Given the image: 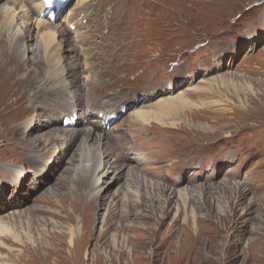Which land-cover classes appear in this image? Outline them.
I'll use <instances>...</instances> for the list:
<instances>
[{
	"label": "rangeland",
	"instance_id": "rangeland-1",
	"mask_svg": "<svg viewBox=\"0 0 264 264\" xmlns=\"http://www.w3.org/2000/svg\"><path fill=\"white\" fill-rule=\"evenodd\" d=\"M84 1L76 0L71 12L62 16L57 24L48 22L61 25L68 32V47L73 50L70 57H75L74 65H78L75 75L79 74L80 83H85L83 77L87 75L92 80L86 84L89 88L107 81L112 74L122 79L118 88L101 99L89 101L85 96L82 110L77 112L82 128L90 126L83 121L89 110L94 113L91 120L97 121L99 128L102 126L99 111L105 103L117 109L115 114L124 108L122 105L130 109L110 131L101 128L97 133L104 136L102 152L105 156H111L113 162L128 158L127 163L123 162L126 176L122 181L116 184L114 175L108 179L110 186L114 185L110 191L131 188L145 196L159 193L158 188L151 186L150 181H153L177 190L189 188L191 192L179 204L182 211L180 224L176 223L174 229L176 238L169 241L168 244H172L169 250L167 245L160 251L158 264H176L181 260L182 264H242L246 260L248 264H264V0ZM210 1L217 12L206 8L205 3ZM24 5L35 19L44 20L41 2L24 0ZM5 6L7 9L2 8ZM14 7L16 0L0 3L3 9H0V51L12 43L15 24L11 10ZM80 10H85L86 24ZM71 26H77L74 32ZM31 34L36 38L37 29ZM28 40L29 44L35 43L31 37ZM47 48L36 55L30 53L29 62L6 50L0 64L14 63L12 68L21 75L36 76V57L42 59L40 75L34 76L37 83L30 89L27 87L24 126L19 125L21 122L7 121L1 116L3 108H0V220L6 219L9 231L19 234L22 240L17 245L7 235L0 238L6 246L0 245V264H77L78 255L82 264H93L104 252L107 264H110V254L115 264H119L120 253L113 252L111 242L101 244L102 249L98 245L99 227L106 210L98 211L99 222L93 225V237L83 249L78 246L77 254L69 243L72 238L77 243L80 222L77 219L66 221L47 212L58 210L61 201L68 208L72 203L81 202L90 187L86 182L79 184L74 178L76 172H80L77 171L79 153L85 135L73 136L75 128L63 126L58 110L54 112L56 115L47 112L41 120L46 125L42 132L31 134L26 140L21 135L28 131L27 119L35 113L29 100L35 104L33 98L41 84L38 82L46 71L52 74L53 70L61 69L57 67L58 55L65 53L61 55L54 47H51L53 50L48 48L52 51ZM222 76L225 79L211 80ZM169 84L175 85L176 90H170ZM47 87L52 88L48 83ZM72 91L76 88H71L70 93L55 95L56 104L53 97L39 96L58 107L65 103L59 99L67 98ZM154 91V97L134 105V99L146 93L153 95ZM142 107L155 110L152 116L157 115L161 122L153 120L147 126L141 125V120L135 122L133 113ZM21 129L18 135L16 132ZM39 136L45 138L43 143H31ZM94 140L90 138L91 145ZM97 145L91 146V155L99 151L100 144ZM61 155L65 157L63 163L56 160V156ZM197 163L201 166L199 170L193 169ZM19 168L27 172L18 187L23 176ZM132 168L137 174L128 173ZM14 181L17 183L12 184ZM227 181L247 182L250 186L243 188L247 191L246 205L252 199L257 202L256 207L249 208L256 234L241 242L233 235L235 226L231 223L239 193L232 191L231 186L225 184ZM161 202L156 205H164L165 199ZM145 205H149L148 199ZM246 205L240 206L239 214L246 212ZM173 206L172 216L162 220L165 222L162 236L170 233L177 212V206ZM15 212L22 214L14 219L10 215ZM183 220L189 221L188 230L184 229ZM153 225V231L159 229ZM185 230L191 234L186 247ZM127 234L112 230L108 239L111 241L117 235L122 247L131 248L135 243ZM252 238L257 243L255 255L250 257L246 246ZM22 252L25 254L20 258ZM238 257L240 259L235 260ZM123 259L124 264H128L132 256L126 251ZM139 263L144 261L140 259Z\"/></svg>",
	"mask_w": 264,
	"mask_h": 264
},
{
	"label": "bare ground",
	"instance_id": "bare-ground-1",
	"mask_svg": "<svg viewBox=\"0 0 264 264\" xmlns=\"http://www.w3.org/2000/svg\"><path fill=\"white\" fill-rule=\"evenodd\" d=\"M3 1L4 0H0V3H2ZM205 5H206V8L214 12H217L216 7L211 4V1L206 2ZM2 8L5 9L6 6ZM11 11H12L14 24H15L14 25L15 27H13L14 29L11 27V29H13V32L11 33L12 39H10L12 40L11 41L12 43L10 44L9 48H6L0 51L1 52L0 64L3 61L2 60L3 52L6 50L9 51L10 54L17 56L19 59L25 62L30 61V58L28 57L30 53H32L33 55L34 54L36 55V53L42 52L45 47H48V48L54 47L55 51L57 50L60 51L61 55L65 53V55H62V56L58 55L57 67L61 69L59 71H56L57 73L53 70L52 74H49L51 72L48 73V71L44 70L46 71L45 72L46 74L43 73L45 75L44 78L43 79L41 78V82H38L41 84L38 87V91L35 92V97L33 98V101L35 104L32 103V100H29V103L31 104L30 107L35 111V113L33 114V116L27 119L28 131L27 132L23 131V134H21L24 136L25 140L28 139V137H30L31 134H34V133L38 134L42 132L44 128H46V125H43L41 120L46 116L47 112H50L56 115V113L54 112L58 110V113H59L58 116L62 117L63 119L62 124H63L65 121V118L66 119L75 118V116L78 115L77 112L80 111V109L82 110V101L84 100L85 96L88 98L89 101L93 99H101L107 93H109L113 88H116L119 82H122L121 81L122 79L120 80L118 79L117 75L112 74L110 75L107 81L101 82L97 86L93 85L95 87L92 86L89 88L86 85L87 82L92 81L91 77L88 75L83 77L85 79V83L84 82L80 83L79 82L80 77L78 76L79 74L75 75L76 73L75 70L76 69L78 70V65L77 66L74 65V63L76 62L74 61L75 57H73V59L71 58L72 56L70 57L73 50L71 51L68 47V43L70 42V39H68L66 36V33L68 34V32L66 30H63L61 25L55 26V25H52L48 21L35 19L33 15L30 13V11L25 7L24 0H16V7L12 8ZM11 29H9V31ZM35 29H37L36 38H34V36L31 34L32 31H35ZM29 34H31V36ZM29 37H31V41L35 42L34 44L28 43V41H30L28 40ZM52 50L49 49L48 51H52ZM44 52H47V51H44ZM35 62L37 65L36 76L38 77L40 75V71L42 67V59L36 57ZM13 65L14 63L13 64L7 63L5 66L0 65V102H1L0 108H3L1 116L5 117L7 121L13 120L16 123L21 122L19 123V125L24 126L22 124L26 120L23 121L22 119L25 113L27 114V105H26L27 92L32 87V85L33 87L35 86V84L37 83L36 81L38 80L34 78L35 75L34 76L31 75L32 73L21 75L19 70L12 68ZM49 68L51 69V67ZM67 70H71V73H68ZM221 78H224V76L215 77L211 80H214V79L216 80V79H221ZM47 83L49 84V86H52V88L49 89L47 87ZM27 87H29V89H27ZM71 88L73 89L76 88V91L74 92L72 91L73 93L67 96V98L61 97L63 99H59V100H61L62 102L64 101L65 103H63V105L61 104V106L55 107L54 104L57 103L56 102L57 99L54 98V96L58 95V93H64V92L70 93ZM33 89L34 88H32V92H34ZM42 94L43 95L46 94L49 97H53L54 98L53 102L55 103L50 104L49 101L44 100L41 97ZM89 111L90 113L88 112L89 113L88 117L87 116H85V118L83 117L84 119L83 121H85V124H89L90 126L88 128H82L83 124L81 122H78L77 127H81L82 129L75 128V130H73L74 134L73 133L72 134L73 136L76 135L78 138L82 135H85L86 137L84 140L83 146H82L81 153H79L80 166L77 169V171L80 170V172H76L74 178L79 182V184H82V182H86L88 183V185H90V187L85 193V195L83 196L81 202L76 203L75 205L74 203H72V207L68 208L63 203V201H61L60 207L58 210H54V211L48 210L47 212L49 214L50 213L53 214V217H62L64 218L63 220H66V221H72L73 219H77L80 222V225L78 227L80 233L78 235L77 243L75 240H73V238L69 243L70 246L76 251V254H77L78 246H79V249L81 250L91 240L93 225L94 223H96V221L99 222L98 211L106 210L103 221H101V226L99 227L98 245H101V244L107 245L108 243L111 242V249L113 250V252L120 253V260L117 262L119 264L125 263L123 261L124 260L123 258H124L126 251L132 256V260L129 261L128 264H158L160 262V259H159L160 251H162V249L165 248L167 245H169L168 246V250H169L170 246H172L171 243L168 244L169 241L176 238L174 229L176 227V223L179 222L180 224L179 214L182 211V206L179 204L180 202H183V200H185L189 196V194L191 193L190 189L182 188V189L177 190V189L165 187V186L157 184L156 182L154 183L153 181H150L151 186L158 188L159 193H155V194L150 193V195L145 196V195H142L139 191L131 189V188H125V191L124 190L120 191L119 188L115 191H110L112 190L114 185H112L111 187L110 186L111 183H108V179H110V177L114 175L113 180L114 182L116 181V184L122 181L124 176H126V173L124 172L126 165L123 164V162L127 163L128 158L124 157L122 160L121 159L118 160V162L117 161L113 162L112 161L113 158L111 156L104 155V153L102 152L103 147H105V144H103L104 136L97 134L101 132L100 131L101 128L103 130V127L100 126L98 128L99 125L96 126L95 123L97 121L94 122L91 120L92 118H94L93 117L94 113H92L91 110ZM115 111H117L116 108L108 107V105L105 103V105L102 106V110H100L99 113L107 117L112 114H115L114 113ZM154 113H155V110H152V109H145V107L138 108L137 111H134L133 113L134 116L132 117V119H135L134 120L135 122H138L141 120L142 121L141 125H145V126L149 125L150 122H153V120L156 123L157 121L161 122L158 120L157 115L152 116ZM79 119H80V116H79ZM163 124L165 123L162 122V125ZM22 128L24 130V127ZM30 129L33 132H29ZM21 132H22V129L17 131L16 133L20 135ZM56 138L62 139L61 136H56ZM90 138L95 139L92 145H96V143L98 145L100 144L99 151H96L95 155L93 154L91 155V148L93 147H91L92 145L90 142ZM36 139H37L36 142L32 141L31 143L35 145H38V144L40 145V143H43V141H45V138L43 136H39ZM62 155L58 158L56 156V160L58 159L63 163L65 162V159H64L65 157H62ZM129 160L131 159L129 158ZM97 161H99L98 165H97ZM200 168H201L200 163H197L195 164L193 169L199 170ZM19 170H20L21 175L27 172L25 168H22V169L19 168ZM104 170H106V172L102 176H97L98 173ZM135 170L136 169L132 168V170H130L128 173L135 175L137 174ZM82 172H84V174H82ZM133 177H132V180H133ZM25 178L26 176L23 175L21 179L19 180V183H17V181H14V183L12 184L17 183L19 187L21 186L19 184H21ZM135 178H138V177L135 176L134 179ZM228 182L229 181L225 182V184L231 186L230 189H232V191L234 192L236 191L235 192L236 194L239 193V196L236 198L237 202L235 203V209H233V216H232L231 223L233 224V226H235L233 228V235L239 238L238 240L241 242L243 241V238H246L248 236L253 237L256 234V229H254V227L251 225V221H254V218L252 219V212H250L251 211L250 209L256 207L257 202L255 203V201H253L252 199L250 200V203L246 205L248 197L246 196L245 192L247 191L246 190L243 191V188L250 186L247 182L245 184H242V183L232 184L231 181L230 183ZM3 187L4 185H2V188ZM61 190L62 188L56 191L57 194H60ZM162 198L163 200L165 199L164 205L161 204ZM146 199L149 200V205H145ZM114 202H117L115 204L116 206H114L113 204ZM156 202H161V203L156 205ZM173 205L177 206V212L175 214L174 219L172 220L173 224L171 223L172 227L169 230L170 233L162 236V230L165 227V222L162 220L169 219L172 216L173 214L172 212L175 209ZM243 205H246V208H245L246 212L239 214V208L240 206H243ZM20 214L22 213L15 212L11 214L10 216L11 217L14 216V219H16L17 215L18 217L21 216ZM162 215H164L162 217L163 219H161ZM5 220L6 219L0 220V238L5 237L4 235H7L8 237L13 238L12 239L13 242H15L17 245L21 244L22 243L21 237L19 236V234H12L13 232L9 231L8 222H6ZM181 223L184 226H186L184 227V229L188 230L189 221L186 220L185 222L183 220ZM153 224L159 227V229L158 230L155 229L153 231V228H152V226L154 227ZM196 226L198 227V223H196ZM112 230L116 232L118 231L124 232L126 234L128 233L127 238L129 240L133 239L135 244L131 248L122 247L121 242L118 240L117 235L113 236L110 241L109 240L110 238L108 239V236L111 234ZM187 230H185L184 232V237H185L184 247H186L187 243L191 241V239H189L191 237V234L188 233ZM197 235H198L197 241H199L200 230L197 232ZM256 243H257V240L254 238H252L251 240L249 239L247 243L246 247L248 250L246 254H249L250 257L255 255L254 252L256 250ZM0 245L3 248H6L3 240H0ZM103 245H101V249L103 248ZM24 254L25 253L22 252L19 255V257L22 258ZM139 255H141L142 257L140 258ZM105 256H106L105 252L102 253L98 257L96 256L97 258L93 264H107V260ZM109 256L110 257L108 259V262L110 264H115L112 254H110ZM76 259H77L76 260L77 264H82L80 255H78ZM140 259L143 260L144 263H139ZM239 259L240 257L236 258L235 260H239ZM182 263H183L182 260L176 262V264H182ZM242 264H248V260H246Z\"/></svg>",
	"mask_w": 264,
	"mask_h": 264
}]
</instances>
